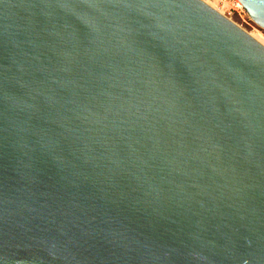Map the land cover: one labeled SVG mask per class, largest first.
Segmentation results:
<instances>
[{
  "label": "water",
  "instance_id": "water-1",
  "mask_svg": "<svg viewBox=\"0 0 264 264\" xmlns=\"http://www.w3.org/2000/svg\"><path fill=\"white\" fill-rule=\"evenodd\" d=\"M0 264H264V47L201 0H0Z\"/></svg>",
  "mask_w": 264,
  "mask_h": 264
},
{
  "label": "built area",
  "instance_id": "built-area-1",
  "mask_svg": "<svg viewBox=\"0 0 264 264\" xmlns=\"http://www.w3.org/2000/svg\"><path fill=\"white\" fill-rule=\"evenodd\" d=\"M203 2L215 3L216 9L222 16L234 23L245 32H264L259 29L247 16L241 4L236 0H201ZM235 19V21H234Z\"/></svg>",
  "mask_w": 264,
  "mask_h": 264
},
{
  "label": "bare ground",
  "instance_id": "bare-ground-1",
  "mask_svg": "<svg viewBox=\"0 0 264 264\" xmlns=\"http://www.w3.org/2000/svg\"><path fill=\"white\" fill-rule=\"evenodd\" d=\"M206 5H208L210 8L218 12L220 15H222L221 12H219L216 9L215 3L212 2H204ZM252 39H254L257 43H259L262 47H264V34L260 31L256 32H246Z\"/></svg>",
  "mask_w": 264,
  "mask_h": 264
},
{
  "label": "rangeland",
  "instance_id": "rangeland-1",
  "mask_svg": "<svg viewBox=\"0 0 264 264\" xmlns=\"http://www.w3.org/2000/svg\"><path fill=\"white\" fill-rule=\"evenodd\" d=\"M234 21H235V19H234ZM263 34H264V32H263Z\"/></svg>",
  "mask_w": 264,
  "mask_h": 264
}]
</instances>
